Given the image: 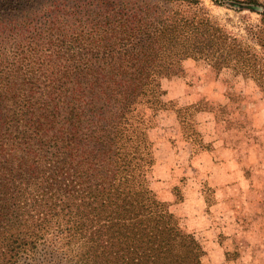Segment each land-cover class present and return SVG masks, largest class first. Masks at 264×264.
<instances>
[{
  "label": "trees",
  "instance_id": "obj_1",
  "mask_svg": "<svg viewBox=\"0 0 264 264\" xmlns=\"http://www.w3.org/2000/svg\"><path fill=\"white\" fill-rule=\"evenodd\" d=\"M231 1L261 15L262 26L252 30L259 50L208 18L168 9L151 32L127 36L119 53H93L74 72L77 80L51 79L39 88L16 80V64L0 70V264H21L47 243L62 264H203L201 243L180 229L172 203L153 188L152 145L129 116L127 93L153 97L167 65L188 58L264 81V3ZM9 59L0 52V67ZM117 59L131 66H116ZM201 110H176L196 141L201 134L183 114ZM182 181L173 185L174 202L184 197Z\"/></svg>",
  "mask_w": 264,
  "mask_h": 264
},
{
  "label": "rangeland",
  "instance_id": "obj_2",
  "mask_svg": "<svg viewBox=\"0 0 264 264\" xmlns=\"http://www.w3.org/2000/svg\"><path fill=\"white\" fill-rule=\"evenodd\" d=\"M144 7L152 12L143 11ZM168 9L208 18L226 33L260 49L252 39V30L262 26L261 15L233 6L231 0L194 4L184 0H0V52L10 58L0 70L16 64V80H29L30 86L39 88L51 79L77 80L74 72L86 68L93 53H119L127 46V36L151 32L153 22ZM59 43L68 48L61 49ZM114 63L131 66V62L118 59ZM167 67L159 78L160 91L153 97L148 91L127 93L128 101L133 102L129 116L145 131L153 163L172 156V143L179 139L176 110L192 104L214 113L216 123H208V119L204 124L207 115L202 110L186 112L183 117L190 131L210 134L217 130L236 162L233 179L221 186V195H217L218 186L210 193L214 197L211 211L226 227L221 233L225 254L214 234L209 236L203 229L189 232L179 220L180 229L193 233L201 243L203 264H221L225 255L223 264H264V81L250 76L244 79L234 72L221 74L190 58L172 61ZM20 263L62 264V260L47 243L24 254Z\"/></svg>",
  "mask_w": 264,
  "mask_h": 264
},
{
  "label": "crops",
  "instance_id": "obj_3",
  "mask_svg": "<svg viewBox=\"0 0 264 264\" xmlns=\"http://www.w3.org/2000/svg\"><path fill=\"white\" fill-rule=\"evenodd\" d=\"M203 110L201 113L207 115L203 119L204 124L208 119L211 120L208 123H216L215 114ZM178 123L179 139L172 143V156L168 161H157L153 165V188L161 198L172 203V211L184 222L189 232L200 233L203 229L207 235L214 234L219 240L216 212L211 211L208 197L213 196L209 194L216 190V186L217 193L221 195V186L233 179L236 162L233 155H229L232 151L218 136L217 130L210 134L202 131L200 141H196L193 134L183 131L179 120ZM160 179L163 181L160 182ZM179 179H183L179 183L184 197L180 202H174L173 185Z\"/></svg>",
  "mask_w": 264,
  "mask_h": 264
}]
</instances>
